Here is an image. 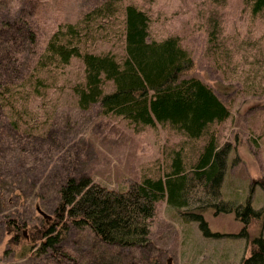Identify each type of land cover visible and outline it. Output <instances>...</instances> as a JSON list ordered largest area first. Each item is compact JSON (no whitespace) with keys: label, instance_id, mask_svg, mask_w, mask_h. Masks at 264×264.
Wrapping results in <instances>:
<instances>
[{"label":"rangeland","instance_id":"obj_1","mask_svg":"<svg viewBox=\"0 0 264 264\" xmlns=\"http://www.w3.org/2000/svg\"><path fill=\"white\" fill-rule=\"evenodd\" d=\"M103 1L40 0L39 9L28 16L27 25L37 32L31 49L18 41L23 29L15 30L6 23L19 16L23 0L0 3V264H240L251 253V238L262 230L264 235L262 219L253 218L249 238L238 236L242 223L233 212L204 205L205 219L218 233L207 236L199 221L183 219L181 211L166 199L158 203L159 215L146 245H112L103 242L89 226L70 225L59 244L74 258L62 255V261L56 262L52 252H57V247L44 252L40 240H32L47 224L38 207L54 214L55 182L67 175L87 173L96 181L124 189L147 175H164L172 151L186 140L162 123L136 128L123 115L105 113L100 102L81 108L72 88L84 76V64L78 57L43 73L59 86L57 90L52 86L45 101L38 96L29 104L25 116L35 127L12 124L17 116L2 107V97L17 96L12 91L20 73L34 70L39 53L60 22L81 20L85 12ZM121 3L136 4L150 14L151 38L181 36L194 60L187 74L213 86L232 110L226 122L215 124L220 143H230L231 148L223 186L225 199L245 203L251 196L254 207H263L264 188L259 182L264 180V15L254 16L245 0ZM119 16L124 15L121 12ZM214 18L219 21L217 50L210 41ZM121 25L115 20L110 38L98 40L89 49L122 53L123 36L114 35L115 28L121 32ZM4 81L12 83L11 92L4 88ZM114 88L111 80L104 85L106 92ZM194 145V141L187 145L191 157L198 148ZM9 218L25 224L17 243L11 242L13 232L5 222Z\"/></svg>","mask_w":264,"mask_h":264},{"label":"trees","instance_id":"obj_2","mask_svg":"<svg viewBox=\"0 0 264 264\" xmlns=\"http://www.w3.org/2000/svg\"><path fill=\"white\" fill-rule=\"evenodd\" d=\"M121 1L104 0L85 12L81 20L60 22L39 53L34 70L21 72L13 91L10 81L2 83L7 91L17 95L12 99L3 96L2 107L17 116L12 121L14 126L25 123L29 129L35 127L25 116L29 104L38 96L45 101L52 86L54 90L59 86L55 79L49 82L43 73L78 57L84 64V76L72 88L81 108L88 109L100 102L105 113L123 115L136 128L162 123L184 135L186 140L172 151L164 175H147L124 189L96 181L87 173L67 175L55 182L54 214L46 216L47 224L32 240H40L44 252L57 247L58 251L52 252L56 262L62 261V255L74 258L59 244L70 225L89 226L103 242L112 245H146L159 215L158 203L163 199L180 210L183 219L199 221L207 236L218 233L210 229L201 207L211 205L219 212H233L242 223L237 235L249 238L253 218L262 219L264 229V206L254 207L251 196L245 203L226 201L223 190L231 148L230 143H220L215 124L226 122L232 117V110L213 86L187 74L194 60L180 35L151 38L150 14L136 4L124 6ZM39 2L23 0L19 16L12 22L6 21L15 30L23 29L25 34L22 32L18 41L29 44V49L37 42V32L27 25L28 16L36 13ZM0 3L6 5V0ZM245 3L254 16L264 15V0H245ZM121 12L123 17L119 16ZM115 20L122 22L121 32L115 28L114 35L123 36V52L89 49L98 40L110 38L109 30ZM218 32L219 21L214 18L210 30L213 50L219 48ZM110 80L115 88L106 92L104 85ZM190 141L195 142L192 147H198L192 157L187 152ZM259 183L264 188V180ZM11 218L5 222L13 232L11 242L17 243L25 224ZM251 247V253L240 264H264L263 230L251 238Z\"/></svg>","mask_w":264,"mask_h":264},{"label":"water","instance_id":"obj_3","mask_svg":"<svg viewBox=\"0 0 264 264\" xmlns=\"http://www.w3.org/2000/svg\"><path fill=\"white\" fill-rule=\"evenodd\" d=\"M38 210H39L42 214H44V216H49V217H50V214L47 213V212H45L42 208L38 207Z\"/></svg>","mask_w":264,"mask_h":264}]
</instances>
